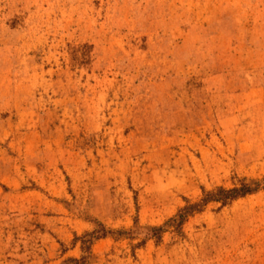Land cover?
<instances>
[{"label":"rangeland","instance_id":"1","mask_svg":"<svg viewBox=\"0 0 264 264\" xmlns=\"http://www.w3.org/2000/svg\"><path fill=\"white\" fill-rule=\"evenodd\" d=\"M262 177L264 0H0V264H264V188L141 229Z\"/></svg>","mask_w":264,"mask_h":264},{"label":"trees","instance_id":"2","mask_svg":"<svg viewBox=\"0 0 264 264\" xmlns=\"http://www.w3.org/2000/svg\"><path fill=\"white\" fill-rule=\"evenodd\" d=\"M262 188H264V177H262L260 180L250 181H247L243 178L240 180L238 185L230 188L218 186L212 190H203L200 200L196 202L186 201V203L163 224L141 228L144 232V238H160L161 234L166 230L167 227H174L176 229H179L188 216L192 215L195 212L201 211L209 202H220L221 204H226L239 197L255 193ZM137 230L140 231V227L136 226L134 230L130 231V233L136 234ZM127 233L129 232L125 230H109L106 229L104 225L97 223V228L84 233V235H82L78 239L81 240L82 249L85 248L88 250L94 240L105 237L107 235L119 238ZM71 261L78 263L79 260L72 259Z\"/></svg>","mask_w":264,"mask_h":264}]
</instances>
